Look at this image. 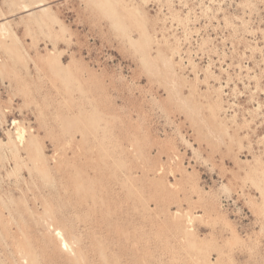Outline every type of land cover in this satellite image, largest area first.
I'll return each mask as SVG.
<instances>
[{"label":"rangeland","instance_id":"rangeland-1","mask_svg":"<svg viewBox=\"0 0 264 264\" xmlns=\"http://www.w3.org/2000/svg\"><path fill=\"white\" fill-rule=\"evenodd\" d=\"M0 264H264V0H0Z\"/></svg>","mask_w":264,"mask_h":264},{"label":"bare ground","instance_id":"bare-ground-1","mask_svg":"<svg viewBox=\"0 0 264 264\" xmlns=\"http://www.w3.org/2000/svg\"><path fill=\"white\" fill-rule=\"evenodd\" d=\"M3 26V25H2ZM178 51V50H177ZM194 69V68H193ZM14 123V122H13ZM20 127V126H19ZM18 131V130H17ZM23 131L25 132V129H23ZM19 135V134H18ZM23 136H24V133L22 134ZM21 135V136H22ZM18 139H19V137H18ZM20 141V140H19ZM25 141V140H24ZM21 143H22V140H21ZM60 157V156H59ZM39 170H41V169H39ZM78 178V177H77ZM51 208V207H50ZM69 217H70V215H69ZM71 222V221H70ZM191 224H192V222H191ZM72 227V226H71ZM59 233H61V231L59 232ZM61 235V234H60ZM65 244V243H64ZM53 245V244H52Z\"/></svg>","mask_w":264,"mask_h":264}]
</instances>
